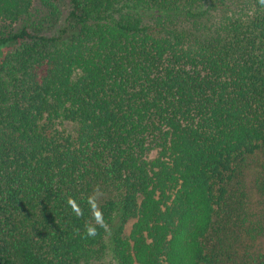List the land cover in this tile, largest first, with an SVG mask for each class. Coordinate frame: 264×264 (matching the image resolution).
Returning <instances> with one entry per match:
<instances>
[{
	"label": "trees",
	"instance_id": "trees-1",
	"mask_svg": "<svg viewBox=\"0 0 264 264\" xmlns=\"http://www.w3.org/2000/svg\"><path fill=\"white\" fill-rule=\"evenodd\" d=\"M0 45V264H264V0H0Z\"/></svg>",
	"mask_w": 264,
	"mask_h": 264
},
{
	"label": "clouds",
	"instance_id": "clouds-1",
	"mask_svg": "<svg viewBox=\"0 0 264 264\" xmlns=\"http://www.w3.org/2000/svg\"><path fill=\"white\" fill-rule=\"evenodd\" d=\"M102 195L103 193L101 192L99 186H97L93 189L92 194L88 197L87 203L89 205V210L92 214V220L95 222V224L104 228L105 231H108V225L103 221V213L99 207V200ZM67 203L77 217L83 216V209H81L71 197L68 198ZM96 235V227L93 225L92 221H89L85 227V238H94Z\"/></svg>",
	"mask_w": 264,
	"mask_h": 264
},
{
	"label": "rangeland",
	"instance_id": "rangeland-1",
	"mask_svg": "<svg viewBox=\"0 0 264 264\" xmlns=\"http://www.w3.org/2000/svg\"><path fill=\"white\" fill-rule=\"evenodd\" d=\"M35 9H38L39 8V4L35 3L34 5ZM34 13V11H33ZM12 51H10L5 45H0V63L2 62V60L8 56ZM259 165H260V161L257 162ZM258 166H254V167H251L248 171V175H247V178H248V183L250 180H253V177H254V174L256 172H258ZM249 186H250V183H249ZM250 209L252 210V212H257L258 210H256V195L254 194V192H251L250 193ZM264 215V212L262 214V216Z\"/></svg>",
	"mask_w": 264,
	"mask_h": 264
}]
</instances>
